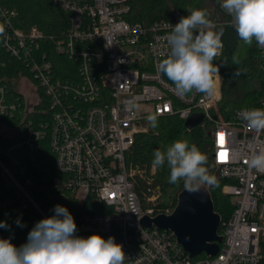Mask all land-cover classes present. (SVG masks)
Wrapping results in <instances>:
<instances>
[{"label":"built area","instance_id":"obj_1","mask_svg":"<svg viewBox=\"0 0 264 264\" xmlns=\"http://www.w3.org/2000/svg\"><path fill=\"white\" fill-rule=\"evenodd\" d=\"M49 1L66 14V29L50 40L55 51L76 66L72 80L52 73L50 53L42 50L47 39L36 26L23 30L12 22L14 11L0 12V27L5 29L0 50L20 61L14 77L0 72V173L7 185L42 219L48 218L24 186L29 178L20 182L12 170L25 175L18 161H36L35 153L45 140L56 173L43 197L52 203L68 196L83 201L90 195L108 205L107 213L83 215L76 235L114 237L123 245L125 264H258L264 239V172L250 169L247 158L264 150V131L256 132L239 119L237 113L244 108L229 119L213 115L221 98V78L213 96L181 98L172 82L158 73L157 62L169 53L167 36L180 19L130 22L128 0ZM210 20L218 28L231 21ZM258 50L264 67V50ZM5 63L0 62L1 68ZM129 100L136 102L130 111ZM39 104L50 118L35 124L29 115ZM250 108L264 109V100ZM152 113L178 115L185 121L202 113L201 123L212 124V161L217 175L228 180L221 190L233 204L222 247L214 256L189 258L172 232L140 222L145 215L171 213L157 207L161 189L154 183L156 169L127 160L135 136L148 131L146 117ZM4 118L18 120L10 126Z\"/></svg>","mask_w":264,"mask_h":264},{"label":"trees","instance_id":"obj_2","mask_svg":"<svg viewBox=\"0 0 264 264\" xmlns=\"http://www.w3.org/2000/svg\"><path fill=\"white\" fill-rule=\"evenodd\" d=\"M130 12L126 19L130 22H140L150 24L157 19H180L189 15L192 9H204L208 12L209 18L220 21H228L231 17L221 8V0H212L210 4L207 0H128ZM7 10L14 11L16 16L12 19L14 26L27 30L36 26L44 38L47 39L42 46V50L50 53L53 62L52 73L61 79L76 78V66L64 55H60L54 49L51 38H59L66 29V14L54 7L49 0H0V12ZM221 28V27H220ZM224 34L222 40L224 48L222 55L213 61L219 66L221 76V98L212 109L216 118L229 119L236 109L259 106L264 100V67L261 64V56L254 41L251 46L243 43L236 35L230 24L222 26ZM37 58L40 54L36 52ZM240 63L233 64V57ZM225 60L227 63L223 62ZM6 62V66L1 68L9 77L15 76V69L20 61L0 50V62ZM1 65V64H0ZM237 68L242 72L239 77H234ZM42 105H38L34 112L30 113V119L37 124L39 121L49 120L50 112L43 113ZM1 120V118H0ZM6 124L15 126L18 119L4 118ZM185 120L178 115L158 116V127L152 128L149 123L147 132L139 133L135 136L134 142L127 153V160L133 165H152L153 152L157 149L164 151L176 140H186L189 145L195 144L199 150L206 155L205 165L211 176H214L217 186H207L214 211L220 217L218 233L223 234L224 225L230 217L233 204L228 195L222 192V186L228 180L213 175L215 166L212 161V124L204 121L194 127L185 126ZM2 140L0 144H2ZM36 161L29 162L26 159L19 160L20 167H25V175L12 168L20 182L24 183L25 178H29L30 184H24L26 190L40 206L47 217L55 215L56 205L66 207L73 215L76 225L79 219L86 214L107 213L110 207L103 202L94 200L88 195L83 201H79L73 196H68L64 200L49 203L43 197L44 190L49 180L55 175L54 157L49 150L47 142L44 140L40 149L35 153ZM170 170L165 165L156 169L154 183L161 189V197L157 204L160 210L168 209L172 211L177 202L178 193L185 189L183 181L179 184L169 183ZM140 185L143 182H139ZM20 220L23 227L17 225ZM42 219L41 214L29 202L19 196L13 187L8 186L6 179L0 173V221H6L9 228H0V239H10L16 247H20L27 242L31 225ZM222 247V243L220 244ZM219 246V247H220ZM260 260L258 264H264V239L259 244ZM204 254L199 257H204ZM198 258V257H195Z\"/></svg>","mask_w":264,"mask_h":264},{"label":"clouds","instance_id":"obj_3","mask_svg":"<svg viewBox=\"0 0 264 264\" xmlns=\"http://www.w3.org/2000/svg\"><path fill=\"white\" fill-rule=\"evenodd\" d=\"M221 8L231 17L230 26L244 44L253 42L264 50V0H222ZM172 26L167 36L169 53L157 62V71L174 85L178 97L202 93L213 96L217 89L219 66L214 64L222 55L224 29L218 28L204 9H192ZM194 33H196L194 35ZM5 34L0 27V36ZM226 64L227 62L223 60ZM240 61L234 56L233 64ZM242 72L237 68L234 77ZM135 100L127 102L130 111ZM237 116L248 128L264 131V109L244 108ZM152 128L158 127V115H147ZM207 157L186 140H176L166 150L153 152L152 168L165 165L170 170L169 183L179 184L188 192H198L202 186H217L214 176L206 168ZM250 169L264 172V150L253 151L247 158ZM55 215L38 221L28 233L27 242L20 247L10 239H0V264H125L127 256L123 245L110 236L105 239L98 233L87 238L76 235L77 225L66 207L56 205ZM17 225L23 227L20 220ZM0 228H9L0 221Z\"/></svg>","mask_w":264,"mask_h":264},{"label":"water","instance_id":"obj_4","mask_svg":"<svg viewBox=\"0 0 264 264\" xmlns=\"http://www.w3.org/2000/svg\"><path fill=\"white\" fill-rule=\"evenodd\" d=\"M202 121L203 114L196 113L184 124L194 127ZM140 222L146 228L154 226L172 232L189 258L202 253L207 256L216 255L223 240V236L218 233L220 217L214 211L210 194L205 187L198 192L181 190L171 213L158 214L153 218L145 215Z\"/></svg>","mask_w":264,"mask_h":264},{"label":"rangeland","instance_id":"obj_5","mask_svg":"<svg viewBox=\"0 0 264 264\" xmlns=\"http://www.w3.org/2000/svg\"><path fill=\"white\" fill-rule=\"evenodd\" d=\"M210 4H213V2H212V0H207ZM222 1V0H221ZM225 11V10H224ZM22 89L23 90H26V88H25V86L24 85H22ZM27 91V90H26ZM217 174V171H216V168L215 169H213V175H216ZM202 187H205V188H207V186L206 185H204V186H202ZM177 203V202H176ZM174 209V208H173ZM172 209V210H173ZM172 212V211H171Z\"/></svg>","mask_w":264,"mask_h":264}]
</instances>
